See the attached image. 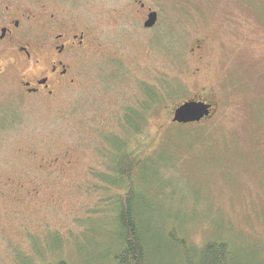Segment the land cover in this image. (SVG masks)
Instances as JSON below:
<instances>
[{
	"label": "rangeland",
	"instance_id": "374dc122",
	"mask_svg": "<svg viewBox=\"0 0 264 264\" xmlns=\"http://www.w3.org/2000/svg\"><path fill=\"white\" fill-rule=\"evenodd\" d=\"M145 1L161 14L159 46L133 33L123 64L127 78L116 74L90 80L93 99L82 111L73 109L66 118L44 103L2 95L0 185L19 196L21 204L0 205V264H25L29 257V264H45L59 256L94 264L93 247L97 253L110 247L114 204L108 200L114 196L105 187L108 176L77 172L85 163L106 166L93 146L99 139L118 137L117 121L129 110L122 108L124 95H130L127 107L135 122L144 123H136V133L145 130L149 152L157 150L146 153L134 170L144 215L149 209L153 218L168 213L173 217L168 223L183 226L180 235L195 245L226 239L233 264H264V0ZM113 2L123 6L129 0ZM159 85L166 97L142 119V90L156 91ZM201 97L210 101V115L188 126L200 138L186 136L161 146L175 130L172 109ZM48 146L67 150L73 162L62 177L43 185L44 178L27 176L37 167L23 154L34 149L45 156ZM11 170L25 176L9 177ZM158 176L167 188L151 186ZM9 179L22 184L6 187ZM40 182L42 190L34 199L39 203L31 194L23 198ZM155 264L184 261L180 253H166Z\"/></svg>",
	"mask_w": 264,
	"mask_h": 264
},
{
	"label": "flooded vegetation",
	"instance_id": "af4514ba",
	"mask_svg": "<svg viewBox=\"0 0 264 264\" xmlns=\"http://www.w3.org/2000/svg\"><path fill=\"white\" fill-rule=\"evenodd\" d=\"M149 17L152 23L146 25ZM154 29L157 35L153 39ZM159 31L162 32L159 9L145 0H129L123 6L113 0H0V99L5 92L11 93L44 103L67 118V113L73 109L82 111L92 101L87 89L90 80L116 74L127 78L123 64L133 33L143 34L148 43L155 40L158 45L162 38ZM199 48L197 44L195 49ZM156 90L160 91V85ZM129 98L124 95V111L129 108ZM47 150L45 156L34 149L23 154L37 167L27 176H45L44 183L54 176L62 177L73 162L67 150L58 151L52 146ZM93 171L94 168L83 169ZM10 172L9 177L25 176L19 170ZM5 184L14 188L22 182L9 179ZM39 184L22 194L23 198L31 194L39 203L34 200L42 190ZM10 194L0 185V205L21 204L19 196Z\"/></svg>",
	"mask_w": 264,
	"mask_h": 264
},
{
	"label": "trees",
	"instance_id": "16d2710c",
	"mask_svg": "<svg viewBox=\"0 0 264 264\" xmlns=\"http://www.w3.org/2000/svg\"><path fill=\"white\" fill-rule=\"evenodd\" d=\"M142 93L143 98L139 105V113L143 119L145 112H149L148 109L153 104H158L159 102L161 104L166 95H161L157 90H142ZM166 94L169 93L166 92ZM193 99L210 102L207 98L202 97L188 100ZM128 109V111L126 110L127 112L125 111L126 114L123 118L117 121L119 122L117 126H120L122 130H119L118 137L99 139L95 141L93 146L94 151L100 157L105 158L106 166L104 168L108 169V171H103L98 166H93L90 163H85L83 168L79 169L78 172L76 171L81 173L85 168H94L93 172L85 173L92 175L101 174L103 178L108 176L105 179V187L114 196L112 198L109 197L108 200L110 202L108 205L114 204V208H111L110 212L112 216L110 220L112 223V242L110 247L105 248V250L102 249L101 253H97L96 246L93 247L94 253L90 256L96 258L94 264H155L156 259L163 254L176 252L182 255L184 264H233L230 243L226 239H209L200 245H195L189 242L186 237L180 235L179 229L183 226H178L176 222L173 224L168 223V220L173 218L168 213L161 214L159 212V215L153 218V211L149 209L146 216L144 215V208L139 204L142 201V197L137 191L139 186L134 181L138 172H134V170L143 165L141 160L143 161L146 153H153L157 150L149 152L145 130L140 128L138 133H136L138 130L137 126H144V123L138 121V124V122H135L137 119L133 116L134 112H131L130 107ZM172 111L171 113H173ZM208 116L199 122L179 124L172 121L171 115L170 121L175 125V130L168 132L167 135L165 134L166 137L164 136L161 146L166 145L172 139L185 140V138H188L186 136H189L190 140L193 138L194 141L200 138L199 131L193 128L188 129V126L198 125L203 120H206ZM144 138H146L145 141ZM167 147L169 148L170 145ZM59 177L61 176H54L50 181L57 180ZM38 178H44L41 179L44 183L45 176H38ZM105 180L103 179V181ZM141 180H143V177ZM141 180L139 181L140 184H142ZM47 182L48 180L43 185H46ZM154 185L156 187L158 185L162 189L167 188L164 182L161 181V176H158L155 183L151 184V186ZM100 230H103V226H100ZM30 236L32 235L28 237ZM36 240V238H33V243H36ZM34 252L39 254L37 250H34ZM31 259V257L26 259L25 264H29ZM45 264L76 263L59 256L48 260ZM87 264H93L92 260Z\"/></svg>",
	"mask_w": 264,
	"mask_h": 264
},
{
	"label": "water",
	"instance_id": "95a60500",
	"mask_svg": "<svg viewBox=\"0 0 264 264\" xmlns=\"http://www.w3.org/2000/svg\"><path fill=\"white\" fill-rule=\"evenodd\" d=\"M146 25H151L152 19ZM211 103L203 100H185L178 104L172 113V121L179 124L199 122L207 117L211 111Z\"/></svg>",
	"mask_w": 264,
	"mask_h": 264
}]
</instances>
